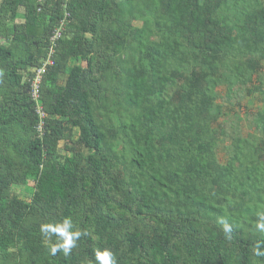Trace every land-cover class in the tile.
<instances>
[{"label":"trees","instance_id":"trees-1","mask_svg":"<svg viewBox=\"0 0 264 264\" xmlns=\"http://www.w3.org/2000/svg\"><path fill=\"white\" fill-rule=\"evenodd\" d=\"M0 39V264H264V105L223 163L212 125L264 60V0H0ZM65 217L83 234L53 256Z\"/></svg>","mask_w":264,"mask_h":264},{"label":"rangeland","instance_id":"rangeland-1","mask_svg":"<svg viewBox=\"0 0 264 264\" xmlns=\"http://www.w3.org/2000/svg\"><path fill=\"white\" fill-rule=\"evenodd\" d=\"M138 23L134 22L135 25ZM0 42L4 41L0 39ZM255 87H259V89L255 90ZM215 105V108L219 107L221 110V115L212 125L221 127L225 134L215 143L214 152L217 160L223 163L232 153V139L245 137L255 131L254 123L257 119V113L264 105V60H261L260 69L254 75L251 83L237 87L229 93H227L224 85L218 87ZM61 145L62 141L60 142ZM115 150L117 152L121 150L120 140L116 141ZM31 185L32 183H28L27 188ZM19 188L21 196L28 199L31 194L30 190L22 186Z\"/></svg>","mask_w":264,"mask_h":264},{"label":"clouds","instance_id":"clouds-1","mask_svg":"<svg viewBox=\"0 0 264 264\" xmlns=\"http://www.w3.org/2000/svg\"><path fill=\"white\" fill-rule=\"evenodd\" d=\"M219 223L223 225V230L228 238H231V226L223 219H220ZM255 227L258 231L264 233V213L258 214ZM40 232L51 255L55 256L58 252H62L66 257L72 253L83 234L75 229L73 220L70 217H65L60 222L42 223ZM52 237L56 238L55 242H51ZM253 251L255 256L264 257V239L256 241ZM95 260L96 264H116L115 254L108 248L97 249Z\"/></svg>","mask_w":264,"mask_h":264},{"label":"built area","instance_id":"built-area-1","mask_svg":"<svg viewBox=\"0 0 264 264\" xmlns=\"http://www.w3.org/2000/svg\"><path fill=\"white\" fill-rule=\"evenodd\" d=\"M58 32H54L52 34V36L50 37V42H51V46H53V42L55 40V38L57 37ZM53 53V49L51 48L49 50V55L48 57H46V59L44 60V62L42 64H40V66L37 67H33L32 70L35 71V75L34 78L32 79L31 83H30V96L31 98L36 102V107H35V112L36 114H38L39 116V121L37 124V129L39 131L42 130L43 127V120L45 118V113L43 112L42 106L39 103V84L41 81V77L42 74L44 73L45 69L47 68V66L52 64V60L50 58V55Z\"/></svg>","mask_w":264,"mask_h":264}]
</instances>
